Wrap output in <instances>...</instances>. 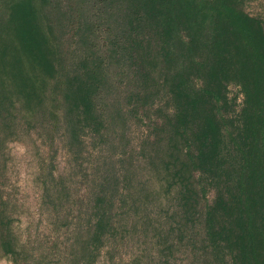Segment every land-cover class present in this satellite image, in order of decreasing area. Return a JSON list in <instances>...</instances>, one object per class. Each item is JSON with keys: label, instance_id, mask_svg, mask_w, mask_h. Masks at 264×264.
<instances>
[{"label": "rangeland", "instance_id": "1", "mask_svg": "<svg viewBox=\"0 0 264 264\" xmlns=\"http://www.w3.org/2000/svg\"><path fill=\"white\" fill-rule=\"evenodd\" d=\"M238 5L264 21V0ZM124 14L115 0L45 7L59 53L55 99L74 77L84 78L81 68L100 67L93 96L100 126L61 102L15 114L17 125L0 144V264H237L219 207L224 184L200 171L176 178L184 177L180 163L159 135L162 116L173 112L170 99L139 97L129 55L117 48ZM242 101L240 88L227 86L218 118L230 123Z\"/></svg>", "mask_w": 264, "mask_h": 264}, {"label": "trees", "instance_id": "2", "mask_svg": "<svg viewBox=\"0 0 264 264\" xmlns=\"http://www.w3.org/2000/svg\"><path fill=\"white\" fill-rule=\"evenodd\" d=\"M48 2L0 0V144L13 133L16 113L34 115L52 104L60 109V102L90 127L100 126L93 103L100 67L81 68L84 78L74 77L61 101L55 99L59 53L44 15ZM115 3L125 11L126 26L117 48L129 55L139 97L148 101L164 92L170 99L173 112L162 116L159 135L180 163L184 177L176 178L200 171L222 181L219 207L228 217L232 259L264 264V21L249 16L238 0ZM229 85L240 88L243 101L227 123L215 109ZM9 244L1 243L5 255Z\"/></svg>", "mask_w": 264, "mask_h": 264}]
</instances>
